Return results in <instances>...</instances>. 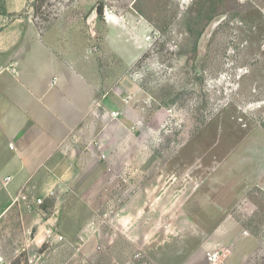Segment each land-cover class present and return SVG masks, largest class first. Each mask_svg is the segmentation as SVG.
I'll return each instance as SVG.
<instances>
[{"label":"rangeland","instance_id":"1","mask_svg":"<svg viewBox=\"0 0 264 264\" xmlns=\"http://www.w3.org/2000/svg\"><path fill=\"white\" fill-rule=\"evenodd\" d=\"M13 1L0 29L32 15L121 122L53 184L10 197L0 173V229L29 244L0 230L11 263L264 264V0Z\"/></svg>","mask_w":264,"mask_h":264},{"label":"crops","instance_id":"2","mask_svg":"<svg viewBox=\"0 0 264 264\" xmlns=\"http://www.w3.org/2000/svg\"><path fill=\"white\" fill-rule=\"evenodd\" d=\"M4 7L7 14L17 13L24 2L5 0ZM95 15V12L91 14L93 22ZM4 16L0 14V18ZM108 21V24L114 23L112 19ZM116 38L119 43L120 37ZM108 113V102L105 95H100L93 77L79 71L67 56L45 42L32 15H17L3 24L0 29V154L7 158L0 173L11 177L6 183L10 197L32 172L53 184L61 177L57 171H67L73 166L82 170L89 160L94 161L91 155L95 131L101 130L108 137L109 123L121 122ZM2 215L9 220L13 218L8 210ZM0 230L8 236L17 234L16 231L22 235L26 243L17 247L15 253L28 247L25 228L16 230L7 225ZM86 230L84 236L94 234L89 228ZM43 240L42 231L32 238L38 247ZM0 256L6 264H12L2 240Z\"/></svg>","mask_w":264,"mask_h":264},{"label":"built area","instance_id":"3","mask_svg":"<svg viewBox=\"0 0 264 264\" xmlns=\"http://www.w3.org/2000/svg\"><path fill=\"white\" fill-rule=\"evenodd\" d=\"M11 179L10 176H6L4 178V182L7 183L9 180ZM54 192L53 191H50V194L52 195ZM36 203L37 204H41L43 203V199L41 197L37 198L36 199ZM44 236L47 237V238H52V240H61L63 238V236L61 234H58L56 232H54L53 228L52 227H47L45 228L44 230ZM217 254H213L212 256H210V261H213L214 258H216ZM33 260H29V262H32ZM0 264H6V262L3 260V258L0 256Z\"/></svg>","mask_w":264,"mask_h":264},{"label":"trees","instance_id":"4","mask_svg":"<svg viewBox=\"0 0 264 264\" xmlns=\"http://www.w3.org/2000/svg\"><path fill=\"white\" fill-rule=\"evenodd\" d=\"M1 11H2V10H1ZM96 11L100 13L101 8H98V7H97V8H96ZM2 12L5 13V11H2ZM2 12H0V13H2Z\"/></svg>","mask_w":264,"mask_h":264}]
</instances>
